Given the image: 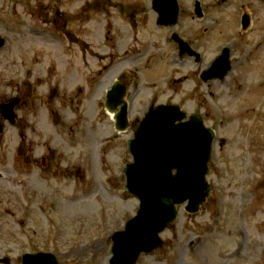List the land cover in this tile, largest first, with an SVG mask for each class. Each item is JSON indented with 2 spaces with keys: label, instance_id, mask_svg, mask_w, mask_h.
<instances>
[{
  "label": "rangeland",
  "instance_id": "obj_1",
  "mask_svg": "<svg viewBox=\"0 0 264 264\" xmlns=\"http://www.w3.org/2000/svg\"><path fill=\"white\" fill-rule=\"evenodd\" d=\"M132 1L140 17L128 33L113 0H0V102L22 99L16 124L0 117V259L48 253L58 264H109L112 235L139 207L124 189L127 142L151 104L176 103L216 129L211 192L196 213L181 206L163 242L135 264H264V0H200L201 15L194 0H178L169 27L155 23L151 0ZM172 34L203 57L180 59ZM225 45L230 71L203 82L198 74ZM121 74L136 93L130 125L117 132L104 100ZM20 131L37 157L46 140L55 164L18 166Z\"/></svg>",
  "mask_w": 264,
  "mask_h": 264
},
{
  "label": "water",
  "instance_id": "obj_2",
  "mask_svg": "<svg viewBox=\"0 0 264 264\" xmlns=\"http://www.w3.org/2000/svg\"><path fill=\"white\" fill-rule=\"evenodd\" d=\"M160 1L156 7L159 22L175 23L178 13L175 1ZM179 43L188 48L182 40ZM3 44L4 39L0 38V48ZM227 51L204 73V79L222 78L226 74L230 65ZM123 89L122 85L114 84L105 100L109 110H116L115 125L119 130L128 125L126 104L121 99ZM17 102L15 99L9 104H0L1 114L11 120ZM186 116L178 105L151 106L128 141L132 162L123 167L125 190L139 199V208L124 229L112 235L109 264H134L141 252H150L162 242L159 232L177 218V206L186 203L185 210L195 213L209 195L206 174L214 132L203 125L198 113L184 120ZM0 261L8 262L7 259ZM22 261L56 264L54 256L48 253L25 254Z\"/></svg>",
  "mask_w": 264,
  "mask_h": 264
},
{
  "label": "flooded vegetation",
  "instance_id": "obj_3",
  "mask_svg": "<svg viewBox=\"0 0 264 264\" xmlns=\"http://www.w3.org/2000/svg\"><path fill=\"white\" fill-rule=\"evenodd\" d=\"M107 1L108 0H101V7H105L106 4H107ZM113 1L115 3H117V7L115 8L116 9L115 12L119 16H120V14H122V12L126 16L128 15L127 17L129 19V21H127V24L129 26V28H125V29H127V32L128 33H132L130 31V27H132V23H135L136 20L138 22V19L140 17V15H138V13L135 12V8L137 9V6H139V5L137 4V2L132 1V0H113ZM151 2H152V0H151ZM177 4H178V2H177ZM200 7H197L196 8L195 3L193 2V8H192L193 9V12L201 13V8ZM150 9L153 10V6L151 4H150ZM178 16H179V4H178L177 21H178ZM156 18H157V13H156V17H155V22H156ZM77 21H81L82 22V20H81V18H80L79 15H78V20ZM177 21H176V23L174 25L177 24ZM163 27H169V26H163ZM74 28L75 29H80V25L79 24H76ZM68 33H69V37L70 38H72V37H74L75 39L78 38L75 35V33H73L72 31L69 30ZM212 41H214V35H213V33H212ZM175 45H176V43H175ZM176 47H177V45H176ZM178 50L181 51L180 49H178ZM201 57H203L202 54L199 57H197V56L194 55V56H188L187 58H190L191 62L196 64V62L199 61V59ZM214 57H212V60H213ZM179 58L180 59H183V58H181V56ZM204 69H201V71L204 70ZM199 74H198V76H199ZM119 80L124 83V85L127 87V90H128L127 83L125 81L121 80V79H119ZM210 82H212V81H208L206 83L209 84ZM131 95H132V93L130 95H128V93L126 91V97L131 96ZM19 98H20V101H19V105H18L17 109H19V106L22 104V99H21V97H19ZM2 126L0 127V130L1 131L3 129ZM62 135H65V134L62 133ZM18 137H19V143H18V146H17V149H16V155H15L16 156V162H17L18 166H20L21 168H23L25 170H27V169L29 170L30 167L31 166H34V165H40V166L43 165L44 167L48 168V167H51V166H53L55 164L56 157H57V151L54 148H51V146L47 145L46 144V140L43 142V145H44L43 147H45L46 149H48V151L40 154L37 157V154L35 153V148H34V145L35 144L32 142V140H28V138H26L25 135H24V133H22L21 131L19 132V136Z\"/></svg>",
  "mask_w": 264,
  "mask_h": 264
},
{
  "label": "bare ground",
  "instance_id": "obj_4",
  "mask_svg": "<svg viewBox=\"0 0 264 264\" xmlns=\"http://www.w3.org/2000/svg\"><path fill=\"white\" fill-rule=\"evenodd\" d=\"M109 115L111 116L112 119L114 118V114H113L112 111L109 112ZM92 193H95V192H89V193H88V196H87V199H89V198H93V197L91 196ZM81 199H85V195H84V194H82V195L80 196V201H79V203H78L79 205L82 206Z\"/></svg>",
  "mask_w": 264,
  "mask_h": 264
}]
</instances>
